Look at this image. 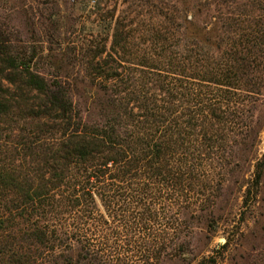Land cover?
I'll list each match as a JSON object with an SVG mask.
<instances>
[{
  "label": "trees",
  "instance_id": "1",
  "mask_svg": "<svg viewBox=\"0 0 264 264\" xmlns=\"http://www.w3.org/2000/svg\"><path fill=\"white\" fill-rule=\"evenodd\" d=\"M135 3L57 54L0 23V264H218L195 240L252 160L230 264H264V0Z\"/></svg>",
  "mask_w": 264,
  "mask_h": 264
},
{
  "label": "rangeland",
  "instance_id": "2",
  "mask_svg": "<svg viewBox=\"0 0 264 264\" xmlns=\"http://www.w3.org/2000/svg\"><path fill=\"white\" fill-rule=\"evenodd\" d=\"M140 7L135 0H0V23H8L15 26L22 33L21 39L32 42L38 52L43 54L62 53L67 47L95 41L109 44L111 32L110 21L123 19L124 22L131 19L136 27ZM129 15L128 19H125ZM41 71H47L48 66L41 65ZM73 68L72 73L76 71ZM72 70V68H69ZM264 113V112H263ZM262 120V113H259ZM264 151V130H260L253 155L260 157ZM247 163L243 178L230 177L225 183L220 207L231 214L222 217L214 224L206 234L200 235L195 244L203 255L217 257L218 264H230L236 261L240 253H248V249L255 243L252 238L243 237L255 231V214H248L246 220L241 222L236 215L240 204V183L247 179L252 171V165ZM230 211V210H229ZM220 239H228L229 250L220 253L222 243ZM239 258H237L238 260Z\"/></svg>",
  "mask_w": 264,
  "mask_h": 264
},
{
  "label": "water",
  "instance_id": "3",
  "mask_svg": "<svg viewBox=\"0 0 264 264\" xmlns=\"http://www.w3.org/2000/svg\"><path fill=\"white\" fill-rule=\"evenodd\" d=\"M220 241H221L222 243H224V242H225V239H220Z\"/></svg>",
  "mask_w": 264,
  "mask_h": 264
}]
</instances>
